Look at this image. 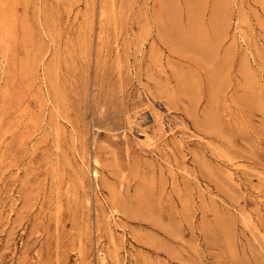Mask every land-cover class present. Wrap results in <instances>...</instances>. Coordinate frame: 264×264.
I'll use <instances>...</instances> for the list:
<instances>
[{
    "label": "rangeland",
    "instance_id": "obj_1",
    "mask_svg": "<svg viewBox=\"0 0 264 264\" xmlns=\"http://www.w3.org/2000/svg\"><path fill=\"white\" fill-rule=\"evenodd\" d=\"M0 264H264V0H0Z\"/></svg>",
    "mask_w": 264,
    "mask_h": 264
},
{
    "label": "bare ground",
    "instance_id": "obj_2",
    "mask_svg": "<svg viewBox=\"0 0 264 264\" xmlns=\"http://www.w3.org/2000/svg\"><path fill=\"white\" fill-rule=\"evenodd\" d=\"M148 112V111H147ZM143 122V121H142ZM154 144L149 143V146H153ZM98 175V174H97Z\"/></svg>",
    "mask_w": 264,
    "mask_h": 264
}]
</instances>
